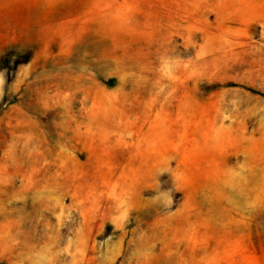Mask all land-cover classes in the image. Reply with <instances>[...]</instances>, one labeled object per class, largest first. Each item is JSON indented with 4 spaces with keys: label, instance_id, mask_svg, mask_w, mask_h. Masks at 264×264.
I'll return each instance as SVG.
<instances>
[{
    "label": "rangeland",
    "instance_id": "1",
    "mask_svg": "<svg viewBox=\"0 0 264 264\" xmlns=\"http://www.w3.org/2000/svg\"><path fill=\"white\" fill-rule=\"evenodd\" d=\"M0 261L264 264V0H0Z\"/></svg>",
    "mask_w": 264,
    "mask_h": 264
},
{
    "label": "bare ground",
    "instance_id": "2",
    "mask_svg": "<svg viewBox=\"0 0 264 264\" xmlns=\"http://www.w3.org/2000/svg\"><path fill=\"white\" fill-rule=\"evenodd\" d=\"M63 97V96H62ZM57 99H59V98H57ZM71 99H73V98H71ZM84 105V104H83ZM26 134V133H25ZM31 134V133H30ZM34 137V136H33ZM30 138V136H28V135H26V140L28 141V139ZM21 141V140H20ZM30 142H32V139H31V141ZM34 142V141H33ZM23 143V142H22ZM29 143V142H28ZM27 144V143H26ZM24 145V144H23ZM34 145V144H33ZM25 146V145H24ZM27 147V146H26ZM47 190V189H46ZM45 191V190H44ZM45 193V192H44ZM45 196V195H44ZM46 197V196H45ZM44 200V199H43ZM47 200V199H46ZM45 201V200H44ZM47 203V202H46ZM45 203V204H46Z\"/></svg>",
    "mask_w": 264,
    "mask_h": 264
},
{
    "label": "trees",
    "instance_id": "3",
    "mask_svg": "<svg viewBox=\"0 0 264 264\" xmlns=\"http://www.w3.org/2000/svg\"><path fill=\"white\" fill-rule=\"evenodd\" d=\"M217 87V85H215ZM0 264H7L5 261H0Z\"/></svg>",
    "mask_w": 264,
    "mask_h": 264
}]
</instances>
